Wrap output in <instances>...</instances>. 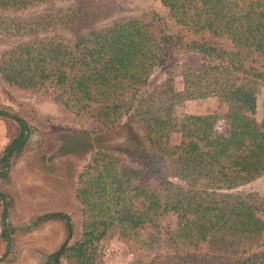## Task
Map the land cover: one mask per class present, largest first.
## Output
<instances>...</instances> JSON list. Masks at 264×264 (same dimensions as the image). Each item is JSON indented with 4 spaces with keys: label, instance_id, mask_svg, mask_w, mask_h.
I'll return each mask as SVG.
<instances>
[{
    "label": "trees",
    "instance_id": "trees-1",
    "mask_svg": "<svg viewBox=\"0 0 264 264\" xmlns=\"http://www.w3.org/2000/svg\"><path fill=\"white\" fill-rule=\"evenodd\" d=\"M51 1L61 4L25 13ZM159 1L186 32L214 40L185 43L136 18L96 27L118 10L112 0H0V80L50 98L90 132L122 122L141 143L136 152L90 153L73 189L80 235L52 256L102 264L99 242L111 229L142 246L139 230L172 212L165 248L152 236L151 251L132 264H264V244L255 241L264 193L237 189L264 175V118L260 127L254 117L264 85V0ZM180 54L199 63L167 64ZM166 64L161 81L144 89ZM207 97L226 106L224 132L215 115L174 114L175 105ZM0 118L16 126L0 149L2 178L30 128L2 106ZM8 234L2 228L6 249Z\"/></svg>",
    "mask_w": 264,
    "mask_h": 264
},
{
    "label": "rangeland",
    "instance_id": "rangeland-1",
    "mask_svg": "<svg viewBox=\"0 0 264 264\" xmlns=\"http://www.w3.org/2000/svg\"><path fill=\"white\" fill-rule=\"evenodd\" d=\"M119 7L116 13L109 19L96 25L100 28L112 22L126 21L131 18L142 21H155L163 33L174 35L182 42L192 40H214L209 34L188 33L183 27L175 24L167 15V9L159 0H112ZM58 1L35 5L25 10L26 14L39 12L60 5ZM154 23V24H156ZM66 35V34H65ZM226 44L223 40H217ZM189 63L190 65L198 62V56L183 55L172 57L167 64ZM166 65L154 70L149 76L144 89H148L163 78ZM178 85V84H177ZM9 109L11 112L22 117L29 126V134L23 147L11 155L8 163V178H5L3 185L5 188L16 193L25 205L24 208L12 209V198L10 193L1 198L4 201L8 214L5 220H32L34 224L41 220H63L70 228L71 238L69 243L74 242L80 235V204L74 197L73 189L75 186L76 174L86 163L89 155L96 149H108L113 151L136 152L141 149L140 141L131 133L130 129L122 122L115 123L108 130L90 132L84 123L74 121L72 115L60 105L54 103L50 98L16 88L3 83L0 80V107ZM174 114H211L216 116L215 130L224 132L227 122L224 118L226 106L218 102L214 97L190 99L174 106ZM255 120L261 127L264 118V85H258L255 94ZM4 127H7V139L14 134L15 123L4 118H0ZM178 134H170L169 140L174 142ZM237 189L244 191H256L264 193V175L255 180L239 186ZM50 194L56 190L68 193L72 192V199L68 202L66 198L60 201L61 208L38 207L39 203L48 199L46 193ZM52 199V197H51ZM59 203V200H54ZM71 204L68 207V204ZM0 205V212H1ZM257 216L264 222V209L257 212ZM1 220V217H0ZM176 214L168 212L161 216L153 224H147L139 230L138 238L143 240V245L135 240L122 241L118 238L116 230L111 229L105 239L99 242V255L102 264H132L136 257L145 256L147 251H151L153 245L146 248V243L153 236L159 239L160 248H165V240L168 232L175 227ZM6 224V223H5ZM6 230L11 231L8 224ZM17 244L23 242L24 235H16ZM255 241L264 244V228L256 236ZM65 243V242H64ZM66 244L68 242L66 241ZM18 248V247H17ZM264 248V247H263ZM17 251L4 255L5 264H66L63 256L47 255L40 262H36L38 257H22L20 260L16 256ZM27 254V253H26ZM53 254V253H52ZM6 257V258H5Z\"/></svg>",
    "mask_w": 264,
    "mask_h": 264
},
{
    "label": "crops",
    "instance_id": "crops-1",
    "mask_svg": "<svg viewBox=\"0 0 264 264\" xmlns=\"http://www.w3.org/2000/svg\"><path fill=\"white\" fill-rule=\"evenodd\" d=\"M5 125L2 124L0 120V149L7 143L9 138L7 139V127H4ZM10 163V160L9 162ZM9 167V166H8ZM8 171H6V176L0 178V193L3 194V197L7 194V192L10 193V196L12 198L11 208H24L25 205L22 202V198H19L16 193L10 191L8 188L6 189L3 185V181L5 178H8ZM50 190H48L46 193V196H48V199L44 202L39 203L38 207L43 208H61L60 201L62 198H66L68 202L72 199V192L68 193L64 191V194L62 191H53V194H50ZM52 197V199H51ZM54 200H59V203ZM0 205L1 207H5L6 209V217L8 214V209L4 203L3 200L0 199ZM71 204H68V207H70ZM2 210V209H1ZM1 217V212H0ZM6 219V218H5ZM11 228L8 231L9 235V246L6 249L5 248V242L1 237V230L2 228L6 227V224ZM19 234L20 236L24 235L23 242L20 241V244L16 246L17 239L16 235ZM67 236V229L65 222L63 220H41L38 223L34 224L32 220H0V256L5 253V256L8 257V254H13L14 251H17L16 256L20 260L22 257H28L31 258V261H34L33 257H38L36 259V262H40L42 258H44L47 255H53L64 242H68V244H71L73 242L69 243V238H71V232L69 235V238H66ZM77 240V239H75ZM74 240V241H75ZM67 245V244H66ZM18 247V248H17ZM27 253V254H26ZM53 253V254H52ZM5 257V258H6ZM0 264H5V260L3 258L0 260ZM9 264V263H8ZM28 264H32L31 262Z\"/></svg>",
    "mask_w": 264,
    "mask_h": 264
},
{
    "label": "flooded vegetation",
    "instance_id": "flooded-vegetation-1",
    "mask_svg": "<svg viewBox=\"0 0 264 264\" xmlns=\"http://www.w3.org/2000/svg\"><path fill=\"white\" fill-rule=\"evenodd\" d=\"M11 157V156H10ZM68 228V227H67ZM69 233V235H70V228H69V232H67V234Z\"/></svg>",
    "mask_w": 264,
    "mask_h": 264
}]
</instances>
